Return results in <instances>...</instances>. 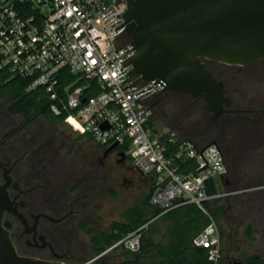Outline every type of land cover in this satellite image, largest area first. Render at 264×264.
I'll list each match as a JSON object with an SVG mask.
<instances>
[{
  "label": "built area",
  "instance_id": "1",
  "mask_svg": "<svg viewBox=\"0 0 264 264\" xmlns=\"http://www.w3.org/2000/svg\"><path fill=\"white\" fill-rule=\"evenodd\" d=\"M127 8L126 0H0V71L28 79V91L41 89L51 111L67 115L65 122L79 134L107 147L126 146L133 168L154 178L150 203L163 210L161 215L184 204L200 207L209 223L193 245L221 264L218 225L207 209L220 195L209 196L206 189L218 176L227 183L223 152L219 145L201 148L183 139L168 156L167 145L151 127L152 102L164 86L131 73L135 51L125 33ZM176 140L173 132L170 141ZM186 158L196 160V172H180L176 159ZM156 218L113 248L139 252Z\"/></svg>",
  "mask_w": 264,
  "mask_h": 264
},
{
  "label": "flooded vegetation",
  "instance_id": "2",
  "mask_svg": "<svg viewBox=\"0 0 264 264\" xmlns=\"http://www.w3.org/2000/svg\"><path fill=\"white\" fill-rule=\"evenodd\" d=\"M204 62L211 70L210 65L218 66L219 70H248L244 84L240 80H233V92L237 99L230 96L225 85L231 106L218 119L227 115L222 125L216 127V134L223 137L230 152L241 155L248 167L254 166L250 170L253 171L248 172L250 176L245 173L246 177L255 178L259 171L264 178V84L262 80L258 82L259 79L264 81V59L245 66L207 59ZM253 71L257 75L255 83L248 79ZM10 113L12 115L0 121V181L2 184L8 183L9 195L18 213L7 211L4 220L10 223V236L20 255L64 261L69 258L68 251L80 247L78 232L85 234L83 226L87 224L86 218L91 211L92 194L102 189L101 171L107 162L140 175L138 179L146 185L152 183V176L143 175L133 168L127 151L121 146L108 152L109 147L81 136L90 141L94 148L96 166H99L100 172L93 173L92 162L87 156L71 158V151L77 147V138H60L59 126L43 114L30 116ZM218 121L212 122L217 124ZM66 149L67 152L63 154ZM242 180L241 173H238V177L229 184H240ZM129 184L133 188L139 187L133 182ZM256 190L248 193L262 191L264 185ZM230 195L235 194L233 192ZM241 214L249 220L248 224L245 219H241L232 234L222 229L226 218L233 226V218ZM254 224L258 226L255 231ZM217 225L220 242L226 248L223 250V264H230L231 260L244 262L246 257L251 256H259L264 264V196L259 201L251 199L245 203L238 201L224 206ZM243 227L246 228L245 239H236L235 236ZM250 231H253L251 235L248 234ZM245 241L248 246H245ZM254 241L258 242L261 249L255 248L258 253L251 254ZM248 251V256L239 257Z\"/></svg>",
  "mask_w": 264,
  "mask_h": 264
},
{
  "label": "water",
  "instance_id": "3",
  "mask_svg": "<svg viewBox=\"0 0 264 264\" xmlns=\"http://www.w3.org/2000/svg\"><path fill=\"white\" fill-rule=\"evenodd\" d=\"M126 2L125 33L135 51L131 73L144 81L160 82L163 92L203 97L212 121L217 122L229 111L231 99L224 82L209 71L204 60L245 66L264 59V0ZM211 145L218 146L215 141L207 147ZM116 147L110 146L108 152ZM7 211L18 214L8 183L0 181V264H68L20 255L10 236V223L4 220ZM230 264L247 263L231 260Z\"/></svg>",
  "mask_w": 264,
  "mask_h": 264
},
{
  "label": "trees",
  "instance_id": "4",
  "mask_svg": "<svg viewBox=\"0 0 264 264\" xmlns=\"http://www.w3.org/2000/svg\"><path fill=\"white\" fill-rule=\"evenodd\" d=\"M209 71L218 80L223 81L224 84L227 85L225 80L218 76L213 70L209 68ZM28 84V79L13 75L6 70L0 71V99L10 103L9 110L11 112L30 116L43 114L53 124L58 126L63 125L67 115H57L52 112L49 108L46 96L42 95V90L37 89L28 91ZM92 85L95 86L96 84L92 82ZM94 94V91H87L88 96ZM174 96H180L194 101L204 100L203 98L195 99L188 94L163 92L153 99L152 104L155 111L162 108L166 99ZM226 117L227 115L222 117L217 124L212 122L211 117H208L200 123L202 124L201 127L197 128L195 131L193 126H188L183 129L182 134L172 130L162 133L159 138L167 145L169 157L175 155L183 139L190 140L201 148L209 145L211 142H217L223 152L227 166L228 172L226 177L227 179H233L238 177V173H240L238 166L241 162V155L230 152L228 147L224 144L223 137L216 134V127L218 125L221 126L223 121L227 119ZM154 121L155 118L151 123V127L155 134ZM173 132L177 134V140L175 142L170 141ZM122 149L127 151L126 146H122ZM176 162L181 165V173L189 174L191 172H196V160L186 158L176 159ZM153 190L154 183L144 200L126 209L122 214L123 221L113 223L109 230L104 231L97 228L88 229V226L84 225L83 231L91 235L90 251L92 252V256L76 261L72 258H68L64 260V262L85 264L103 254L90 264H213L208 258L207 249L196 247L192 242L193 238L209 223V217L206 213L196 204L189 203L178 206L161 215L163 210L152 206L150 203ZM206 190L209 196L218 194L216 179L208 181ZM207 209L212 214L215 221L219 223L224 210V205L220 204V199L217 198L209 202L207 204ZM155 217L157 218L146 232L143 238L142 248L139 252H130L123 246L113 248L115 243L124 236ZM252 233L253 231H250L248 234L251 235ZM110 248L113 250L122 248V260L115 261L107 255V251ZM244 262L247 264H263L259 256L246 257ZM221 264H223V259Z\"/></svg>",
  "mask_w": 264,
  "mask_h": 264
},
{
  "label": "rangeland",
  "instance_id": "5",
  "mask_svg": "<svg viewBox=\"0 0 264 264\" xmlns=\"http://www.w3.org/2000/svg\"><path fill=\"white\" fill-rule=\"evenodd\" d=\"M210 67L218 76L225 80L230 96L237 99V95L233 92V87L235 86L233 80H240V83L244 84V78H247L246 74L248 70H243L240 68L230 69L226 67L225 68L227 70H219L218 66L216 65H210ZM255 77L257 78V75H254L253 71L248 79L250 80V82L255 83ZM261 80L262 84H264L263 79H259L258 82H260ZM9 106L10 103L0 99V121L6 119L9 115H12L10 113ZM13 115L19 116L18 114ZM211 116L212 113L207 109V103L205 100L194 101L192 99L183 98L180 96L169 97L165 100L162 108L155 111V135L160 136L162 133L170 132L172 130H175L176 132L182 134L183 129L187 128L188 126H193L195 131L197 128L201 127L202 124L200 123ZM59 128L60 129L58 130V134L60 135V138L66 136L77 138V147L71 151L72 160L75 159L74 157L80 159L81 155L87 156L88 159L92 162L93 173L95 171L100 172L99 166H96L94 148L90 141L82 139V135L79 134V132H77L69 123L65 122L63 125H60ZM68 149H66L63 154L66 153ZM251 169H254V166L252 167L250 165L248 167L245 164L243 157L241 156V162L238 166V170L240 171L243 180L240 184H223L221 177L218 176L216 178L221 205L223 204L225 207H228L229 203L233 204L234 202L238 201L245 203L247 200L251 199H254L256 201L261 200V198L264 196V193H262L264 190L258 192L253 191L254 193H248V191L259 189L261 185H264L262 172L258 171L256 177L252 179H250V177H246L248 172L250 173L253 171H250ZM245 173L247 174L245 175ZM101 176L103 180L102 189L99 192L97 191L92 194L93 200L90 208L91 211L86 218V225L90 228H97L107 231L111 228L113 223L117 221H123L122 214L126 209L131 208L144 200L145 196L149 194L152 184L148 183V185H146L144 182H141L138 179L140 175L131 173L125 168L122 169L118 165L114 163L111 164L109 162L106 163L105 168H102ZM248 176L250 175L248 174ZM229 180L231 181L232 178ZM129 182L138 184L139 187L135 186L133 188L132 186H130ZM232 191L235 195H230L233 193ZM259 192H261L262 194ZM248 194H251V197H248ZM233 219L235 221L233 226L229 222L228 218H226V220L222 223V229H225L226 232H231V234L233 230L237 228L240 220L245 219V216L241 214L239 217H234ZM245 222L246 224H248L249 220L245 219ZM257 227L258 226L254 224V231L257 230ZM245 229V227L240 228L239 233L235 236V238H242L244 240ZM78 235V240H80L81 248L78 247V249L76 250L68 251V257L72 258L75 261L92 256V252L90 251L91 235L86 233L83 234L80 232H78ZM257 239L259 238L257 237ZM220 243L222 249L225 250L226 248L224 244L222 242ZM245 246H248V243H246V241ZM255 248H257V250L261 249L257 241H254V248L250 251L251 254L258 253L257 251H255ZM250 252L248 251L246 253H242V255H240L239 257H246L250 254ZM122 253V248H119L117 250H113L112 248H110L107 251V255H109L115 261L122 260Z\"/></svg>",
  "mask_w": 264,
  "mask_h": 264
},
{
  "label": "crops",
  "instance_id": "6",
  "mask_svg": "<svg viewBox=\"0 0 264 264\" xmlns=\"http://www.w3.org/2000/svg\"><path fill=\"white\" fill-rule=\"evenodd\" d=\"M154 183V178H152V183L151 184H153Z\"/></svg>",
  "mask_w": 264,
  "mask_h": 264
}]
</instances>
